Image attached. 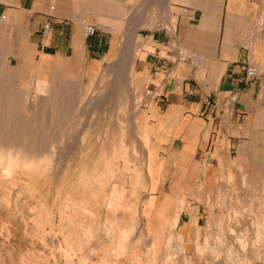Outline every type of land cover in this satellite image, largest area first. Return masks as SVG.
Masks as SVG:
<instances>
[{
	"label": "rangeland",
	"instance_id": "obj_1",
	"mask_svg": "<svg viewBox=\"0 0 264 264\" xmlns=\"http://www.w3.org/2000/svg\"><path fill=\"white\" fill-rule=\"evenodd\" d=\"M133 44L93 84L60 77L43 93L0 59V219L13 222L0 264H264V139L216 164L209 194L178 198L211 212L201 242L170 229L153 239L151 220L164 216L149 195L165 149L140 128L149 100L125 65Z\"/></svg>",
	"mask_w": 264,
	"mask_h": 264
},
{
	"label": "crops",
	"instance_id": "obj_2",
	"mask_svg": "<svg viewBox=\"0 0 264 264\" xmlns=\"http://www.w3.org/2000/svg\"><path fill=\"white\" fill-rule=\"evenodd\" d=\"M130 31L134 59L125 65L149 100L140 128L165 149L149 195L164 217L152 218L151 235L160 243L170 229L196 244L211 212L198 201L182 209L178 198L209 194L215 165L264 139V0H0V55L23 83L93 84L104 68L124 65ZM247 64L259 71L250 83ZM10 224L0 219L1 243Z\"/></svg>",
	"mask_w": 264,
	"mask_h": 264
},
{
	"label": "bare ground",
	"instance_id": "obj_3",
	"mask_svg": "<svg viewBox=\"0 0 264 264\" xmlns=\"http://www.w3.org/2000/svg\"><path fill=\"white\" fill-rule=\"evenodd\" d=\"M107 2V1H106ZM108 5L107 6H109L110 4L109 3H107ZM111 6H112V4H111ZM115 6H116V3H115ZM110 8V7H109ZM102 9H104V8H102ZM109 10V9H108ZM108 10H106V11H108ZM111 10H112V8H111ZM123 10V9H122ZM100 11V10H99ZM104 11V10H103ZM113 11V10H112ZM111 12V11H110ZM114 12H115V10H114ZM114 12H111V13H114ZM122 12V11H121ZM109 13V12H108ZM110 13V14H111ZM117 13V12H116ZM107 14V13H106ZM115 14V13H114ZM118 15H120V14H118ZM112 16V15H111ZM115 16H116V14H115ZM111 28H112V26H111ZM131 32V31H130ZM130 34V36H129V42H128V48H131L130 46H132L131 44L133 43V41H134V39H135V37H136V33H135V31H132V33H129ZM0 59H3V56L2 55H0ZM37 71V70H36ZM38 76V75H37ZM34 82H36V87H35V89L37 90V91H40V92H42V91H46V89L47 88H45L46 87V84H47V81H42V80H39V79H37L36 81H34ZM33 83V82H32ZM48 85V84H47ZM33 86V85H32ZM48 87V86H47ZM76 87V86H75ZM82 88V87H81ZM5 89H7V87H5L3 84H2V81H1V83H0V94L1 93H3V91L5 90ZM8 90V89H7ZM40 92H38V93H40ZM43 93V92H42ZM2 95V94H1ZM3 98V97H2ZM26 98V97H25ZM24 98V100L26 101V99ZM50 98V97H49ZM48 98V99H49ZM1 99V98H0ZM43 99V97L41 98V100ZM25 101H23V104H25L26 102ZM42 102H43V100H42ZM7 103V102H6ZM0 104H1V102H0ZM10 104V103H9ZM22 104V105H23ZM2 105V104H1ZM0 105V106H1ZM6 107H8V106H6ZM1 109H2V106H1ZM1 111V110H0ZM9 113V111H6V112H3L2 111V113L0 114V116L2 117V115L5 113L7 116H8V113ZM5 116V115H4ZM6 117V116H5ZM5 117H4V119H5ZM3 118V117H2ZM2 118H1V121H2ZM6 120V119H5ZM8 152V151H7ZM21 153V152H20ZM12 151H11V149H10V151L8 152V154H6L7 156L9 155V157L11 158H13V156H12ZM1 156V155H0ZM4 157V156H3ZM3 157H0V158H3ZM5 159H6V157H4ZM17 160V159H16ZM1 161V160H0ZM9 161H10V159H9ZM8 161V162H9ZM11 162V161H10ZM10 172V171H9ZM184 200V199H183ZM182 200V201H183ZM107 202V201H106ZM122 204V203H121ZM120 206H122V205H120ZM181 208V207H180ZM178 217H179V213L177 212L176 213V215H175V217L173 218V223H172V225H176V223H177V221H178ZM104 225V224H103ZM107 225V224H106ZM110 225H112V223H110ZM103 227V226H102ZM111 227V226H110ZM104 228H105V225H104ZM109 228V227H108ZM111 228H113V226L111 227ZM106 229H107V227H106ZM106 231V230H105ZM108 232V231H107ZM111 233V232H110ZM172 237V236H171ZM171 240V239H170ZM258 240V239H257ZM243 241V240H242ZM169 242V241H168ZM242 245V244H241ZM229 248V247H228ZM244 252H245V250H244ZM232 255V254H231Z\"/></svg>",
	"mask_w": 264,
	"mask_h": 264
},
{
	"label": "built area",
	"instance_id": "obj_4",
	"mask_svg": "<svg viewBox=\"0 0 264 264\" xmlns=\"http://www.w3.org/2000/svg\"><path fill=\"white\" fill-rule=\"evenodd\" d=\"M95 32V29L90 27L88 28V34H93ZM259 75V71L257 67L247 64L244 66V77L243 82L250 83L253 80L257 79Z\"/></svg>",
	"mask_w": 264,
	"mask_h": 264
}]
</instances>
